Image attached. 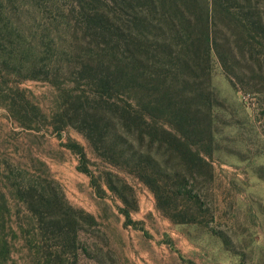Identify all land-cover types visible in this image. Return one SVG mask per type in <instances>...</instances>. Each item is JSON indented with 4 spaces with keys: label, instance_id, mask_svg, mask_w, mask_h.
Instances as JSON below:
<instances>
[{
    "label": "rangeland",
    "instance_id": "374dc122",
    "mask_svg": "<svg viewBox=\"0 0 264 264\" xmlns=\"http://www.w3.org/2000/svg\"><path fill=\"white\" fill-rule=\"evenodd\" d=\"M249 1L263 28L252 29L253 39L236 35L229 42L235 57L227 56L225 64L233 74L211 53V137L193 146L208 166H195L186 185L199 196L193 205L179 195L177 176L190 167L175 147L155 143L150 149L169 171L166 177L153 174L156 198L133 166L102 157L75 128L62 125L68 93L87 90L83 80L75 83L61 65L56 77L40 70L30 78L35 72H13L0 61V264H264V0ZM75 6L76 0H0L3 20L29 53L22 63L39 58L38 67L52 65L49 47L61 52V62L72 60L83 32L73 20ZM224 32L222 41L230 38ZM16 86L44 115L32 118L30 128L7 111ZM84 165L102 186L98 192L79 170ZM109 174L117 177L112 180L122 188L125 205L104 186ZM50 180L61 191L57 203L75 211V232L60 237L51 229L73 220L41 218L33 210L49 207L37 199L27 206L16 192L19 184L45 186Z\"/></svg>",
    "mask_w": 264,
    "mask_h": 264
},
{
    "label": "trees",
    "instance_id": "16d2710c",
    "mask_svg": "<svg viewBox=\"0 0 264 264\" xmlns=\"http://www.w3.org/2000/svg\"><path fill=\"white\" fill-rule=\"evenodd\" d=\"M72 14L83 31L72 60L61 62V52L49 47L46 59L51 58L52 65L38 67L39 58L38 63H22L21 56L29 53L0 13L2 64L12 66L13 72H35L30 78H38L35 74H41L40 70L56 77L61 65L75 77V83L83 80L87 90L68 93L66 107L60 111L62 125L75 128L102 157L133 166L156 198L158 183L153 174L166 177L169 171L167 163L163 166L150 149L155 143L171 151L175 147L190 167L177 176L179 195L192 205L199 203V196L185 188L195 166H208L193 146L199 139L211 137V53L227 74H233L225 64L227 56L235 57L229 42L236 35L250 38L252 29L263 28L258 10L249 0H76ZM221 30L230 37L224 36L225 51ZM13 90L16 97L8 99L6 108L23 128H30L35 116L44 118L24 90L17 86ZM143 144L146 151L141 149ZM72 148L87 163L83 149L75 144ZM79 170L97 192L101 190L86 165ZM112 177L117 179L109 174L104 186L125 205L122 188ZM19 185L16 192L21 202L29 206L37 199L42 208L49 207L33 210L39 217L73 220L53 229L49 226L55 236L75 232V211L65 201L57 203L56 192L61 195V191L55 182ZM130 212L127 209L124 216L129 218Z\"/></svg>",
    "mask_w": 264,
    "mask_h": 264
}]
</instances>
